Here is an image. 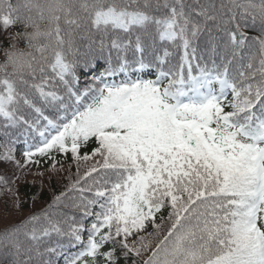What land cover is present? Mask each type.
<instances>
[{
  "label": "snow or ice",
  "instance_id": "obj_1",
  "mask_svg": "<svg viewBox=\"0 0 264 264\" xmlns=\"http://www.w3.org/2000/svg\"><path fill=\"white\" fill-rule=\"evenodd\" d=\"M0 52L11 264H264V0H0Z\"/></svg>",
  "mask_w": 264,
  "mask_h": 264
},
{
  "label": "trees",
  "instance_id": "obj_2",
  "mask_svg": "<svg viewBox=\"0 0 264 264\" xmlns=\"http://www.w3.org/2000/svg\"><path fill=\"white\" fill-rule=\"evenodd\" d=\"M15 31V29L13 28H9L8 32L11 33ZM245 31H248L250 35H256L258 33L252 32L249 29H245ZM3 53L0 52V62L3 61ZM71 166V168H70ZM46 167V165H45ZM64 168H70L71 169V173L69 175H71L72 173L75 172V166L71 165V161H66L64 164ZM84 169H81V172H83ZM68 175V176H69ZM68 176L67 177H63L62 173H61V182L60 183H52L51 188L49 187V185L46 183L43 189V192L45 193V200L48 202H51L52 196L54 195V193L58 192V190H62L65 186V184H67L68 181ZM73 179L75 178L74 176L72 177ZM32 179L31 176L28 177V180L30 181ZM37 188H38V184H37ZM21 190L22 192L24 191V187L21 186ZM29 190H32V186L29 185ZM30 207L26 208L24 210V212L22 214H15L13 215L7 222H0V231H3L6 223H13L15 220L22 218L23 215H27L29 211H35V212H39L43 207H45V204L43 201L38 202L37 204H35L34 206L31 205V201L28 202ZM71 201H66L65 205H69L70 206ZM55 211H72L70 207H65V206H61L59 209H54ZM7 250L6 249H0V264H11V256L10 255H6Z\"/></svg>",
  "mask_w": 264,
  "mask_h": 264
},
{
  "label": "rangeland",
  "instance_id": "obj_3",
  "mask_svg": "<svg viewBox=\"0 0 264 264\" xmlns=\"http://www.w3.org/2000/svg\"><path fill=\"white\" fill-rule=\"evenodd\" d=\"M90 163V162H89ZM85 167H87V164H82L81 169H84ZM69 168H66V170H68ZM71 173V169L70 171H65L62 172L63 177H67L69 174ZM61 175V174H60ZM7 222V221H6Z\"/></svg>",
  "mask_w": 264,
  "mask_h": 264
}]
</instances>
